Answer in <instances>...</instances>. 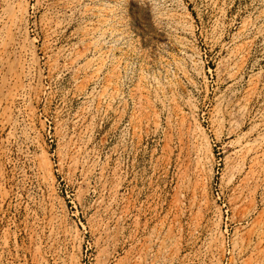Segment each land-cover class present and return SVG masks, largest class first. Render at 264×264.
Wrapping results in <instances>:
<instances>
[{
  "label": "rangeland",
  "instance_id": "obj_1",
  "mask_svg": "<svg viewBox=\"0 0 264 264\" xmlns=\"http://www.w3.org/2000/svg\"><path fill=\"white\" fill-rule=\"evenodd\" d=\"M0 264H264V0H0Z\"/></svg>",
  "mask_w": 264,
  "mask_h": 264
}]
</instances>
